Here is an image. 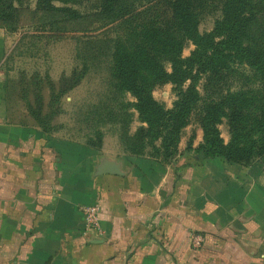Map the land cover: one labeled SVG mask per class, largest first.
Listing matches in <instances>:
<instances>
[{"label": "rangeland", "instance_id": "374dc122", "mask_svg": "<svg viewBox=\"0 0 264 264\" xmlns=\"http://www.w3.org/2000/svg\"><path fill=\"white\" fill-rule=\"evenodd\" d=\"M148 1L123 3L140 9ZM220 2H193L201 34L209 33L220 18ZM13 5L12 22L0 18L1 81L10 120L40 126L54 139L80 145L73 157L90 159L104 149L140 159V172L154 164V177L169 169V187L180 180L184 219L186 225L193 224L183 231L181 248L166 243L169 263L176 264L177 258L179 264H264V155L241 162L195 158L206 104L241 91L256 99L255 106L261 109L264 72L233 63L228 69L201 74L196 84L199 101L173 158L158 156L153 148L158 144L151 146L149 138L142 154L135 156L132 138L146 124L133 108L132 94L115 86L110 58L116 43L132 39V26L105 19L101 0H51L48 5L15 0ZM246 43L264 51V14L250 27ZM183 44L182 56L188 57L194 46L187 40ZM152 95L166 109L176 100L171 84L156 86ZM218 129L228 144L229 120L223 118ZM72 221H80L79 216Z\"/></svg>", "mask_w": 264, "mask_h": 264}, {"label": "crops", "instance_id": "0c3cea01", "mask_svg": "<svg viewBox=\"0 0 264 264\" xmlns=\"http://www.w3.org/2000/svg\"><path fill=\"white\" fill-rule=\"evenodd\" d=\"M2 74L0 264H173L166 243L181 248L193 225L180 180L170 188L169 169L154 177L153 163L140 172V159L104 149L73 157L80 145L11 121Z\"/></svg>", "mask_w": 264, "mask_h": 264}, {"label": "trees", "instance_id": "16d2710c", "mask_svg": "<svg viewBox=\"0 0 264 264\" xmlns=\"http://www.w3.org/2000/svg\"><path fill=\"white\" fill-rule=\"evenodd\" d=\"M14 1L0 0L4 22L14 19ZM40 1L48 5L51 0ZM193 2L198 0H149L140 9H130L123 0H101L105 19L132 26V39L116 43L110 55L115 86L132 94L136 100L133 108L146 124L132 138V155H141L149 138L151 146L158 144L153 147L158 156L173 158L181 132L199 101L196 84L201 74L228 69L233 63L255 73L264 72V51L246 43L250 27L264 14V0H221L220 18L205 34L199 32ZM186 40L194 49L183 57ZM162 84H171L176 95L170 109L152 95ZM255 104L256 99L241 91L206 104L200 121L202 143L195 150V158L241 162L264 155V105L260 109ZM223 118L229 120L232 130L228 144L218 129Z\"/></svg>", "mask_w": 264, "mask_h": 264}, {"label": "built area", "instance_id": "2783aa9c", "mask_svg": "<svg viewBox=\"0 0 264 264\" xmlns=\"http://www.w3.org/2000/svg\"><path fill=\"white\" fill-rule=\"evenodd\" d=\"M84 213L87 214L88 218H95V215L97 213V208H91V207H87L84 209Z\"/></svg>", "mask_w": 264, "mask_h": 264}]
</instances>
